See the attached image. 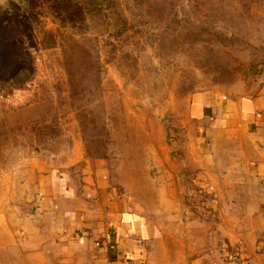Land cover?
Here are the masks:
<instances>
[{
	"label": "rangeland",
	"instance_id": "rangeland-1",
	"mask_svg": "<svg viewBox=\"0 0 264 264\" xmlns=\"http://www.w3.org/2000/svg\"><path fill=\"white\" fill-rule=\"evenodd\" d=\"M204 92H264V0H0V264L38 250L26 239L36 220L97 210L86 176L151 219L183 205L218 221L193 181L189 111ZM198 246L264 264V251L252 261L239 245Z\"/></svg>",
	"mask_w": 264,
	"mask_h": 264
},
{
	"label": "crops",
	"instance_id": "crops-1",
	"mask_svg": "<svg viewBox=\"0 0 264 264\" xmlns=\"http://www.w3.org/2000/svg\"><path fill=\"white\" fill-rule=\"evenodd\" d=\"M189 112L197 129L201 169L193 181L215 197L218 221L205 207L209 215L201 217L183 205L151 219L117 201L103 175L86 176L84 189L98 199L97 210L81 214L78 222L36 220L26 239L28 247L38 250L18 259L19 264L25 259L30 264H227L217 247L201 250V243L239 245L256 255L252 261H259L264 207L252 197L261 195L264 180V92L235 98L198 93ZM76 192L65 189L68 198ZM79 227H85L81 235L76 234Z\"/></svg>",
	"mask_w": 264,
	"mask_h": 264
},
{
	"label": "built area",
	"instance_id": "built-area-1",
	"mask_svg": "<svg viewBox=\"0 0 264 264\" xmlns=\"http://www.w3.org/2000/svg\"><path fill=\"white\" fill-rule=\"evenodd\" d=\"M230 259H233V260H237V261H239L238 257L235 256V255H231V256H230Z\"/></svg>",
	"mask_w": 264,
	"mask_h": 264
},
{
	"label": "trees",
	"instance_id": "trees-1",
	"mask_svg": "<svg viewBox=\"0 0 264 264\" xmlns=\"http://www.w3.org/2000/svg\"><path fill=\"white\" fill-rule=\"evenodd\" d=\"M18 69H19V68L16 69V70L18 71V72L16 71L17 73L15 72L16 75H20V74L22 73V71H19ZM21 69H22V68H21Z\"/></svg>",
	"mask_w": 264,
	"mask_h": 264
}]
</instances>
